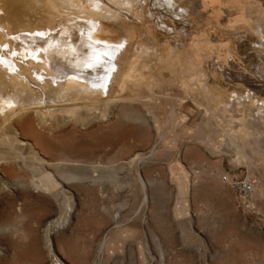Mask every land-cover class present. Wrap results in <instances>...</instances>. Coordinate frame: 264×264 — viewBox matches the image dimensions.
Returning <instances> with one entry per match:
<instances>
[{"label": "rangeland", "instance_id": "rangeland-1", "mask_svg": "<svg viewBox=\"0 0 264 264\" xmlns=\"http://www.w3.org/2000/svg\"><path fill=\"white\" fill-rule=\"evenodd\" d=\"M98 17L113 36L132 34L129 75L114 95L137 122L111 113L101 125L41 126L32 110L17 121L56 142L57 155L68 143L81 151L84 140L95 164L75 171L81 179L64 182L59 196L25 186L0 197V264H264V0H138ZM28 34L17 33L21 49L13 42L10 59L49 44ZM45 107L67 114L51 99ZM40 150L55 173L53 149ZM225 174L256 177L249 204ZM67 202L70 222L54 230L51 250L46 225L66 216Z\"/></svg>", "mask_w": 264, "mask_h": 264}, {"label": "bare ground", "instance_id": "bare-ground-1", "mask_svg": "<svg viewBox=\"0 0 264 264\" xmlns=\"http://www.w3.org/2000/svg\"><path fill=\"white\" fill-rule=\"evenodd\" d=\"M90 2L94 7H88ZM177 2L178 0H165V5L175 7ZM86 4V6H82L76 0H0V49H2L0 56L3 57L6 63L13 65L12 69L7 70L5 67L0 66V145L2 146L0 150V170H4L6 167L15 168V170H11L12 172L6 170H4L5 173L0 172V197H12V193L18 194L19 192L16 193L17 189L25 186H32L37 193L55 192L58 195L56 190L62 187L64 182H74L76 179H81L75 171L80 170L82 166L88 163H93L89 160V158L92 159L90 149L84 151L86 149L83 148L86 145L84 140H82V143L80 140L79 143L77 142L79 138H75L77 139V146L81 144L83 150L79 148L81 151H78L74 147L68 150V143V147H65L66 150H60V154L57 155L56 151L58 152L59 148L56 147V142L49 143L51 141L34 129L25 130L19 127L17 121H25L27 118L25 113L28 111L36 112L41 126H54L55 123L56 127H60L61 119L65 120V124L68 121H73L74 123L79 122L83 126H87L92 122L101 125L110 121V116L113 117L110 115L111 113L119 119L124 117L129 121L134 120L137 122V117L134 119L133 115H130L132 112L129 114L127 111L125 112L126 109L124 110L118 105L122 97L120 99L118 94L114 95L116 85L124 84V81H126L125 76L129 75L130 69L128 67L131 64L129 52L132 46V34L127 32L122 36H113L112 32L106 30L98 15H104L105 13L120 15L124 9H133L138 4V0H89ZM177 8L181 11V17L184 16L188 19V7L178 5ZM57 26H60L61 29L58 30L57 34H51L50 43L45 47H39V52L38 49L34 51L31 48L24 47L22 50L25 57L23 63L19 61L21 59L9 58L8 53L12 50L13 42L17 41V33L18 36L22 37L23 32L30 34L45 29L51 32ZM89 26H92L90 33L88 32ZM124 30L123 28L122 31ZM81 31L85 33L83 37H79ZM61 32L64 35H60ZM75 34L77 40L82 41L81 43H77V40L74 39ZM89 35L91 41L97 42L90 52L85 47L89 42ZM100 44L106 47H100ZM5 45H7V49H3ZM14 45L16 51L21 49L17 42H14ZM115 45H122V47L115 51V69L111 72L109 81L101 72L96 58L104 56L105 63L103 66L111 68L112 65L106 63L107 53ZM85 52H88L87 57L84 56ZM33 56L42 59L43 64L35 63L32 59ZM86 59L96 67L92 70L85 67ZM55 62L57 65L54 68L48 67ZM70 64L74 65V68L69 67ZM50 68L52 70H49ZM51 71L55 75V77L52 76L56 82L55 84L50 79L44 80L42 84L35 79L36 75L44 76L43 72L49 73ZM65 75H75L77 78L64 79ZM102 83H107L106 91L100 86ZM49 99L59 108H66L67 114L65 117L61 116L65 114L59 115L54 110H45V105ZM50 107L52 106L50 105ZM103 140L102 146H105L104 144L108 141L105 142V138ZM76 142L75 144L70 143L71 146H75ZM98 142L102 144V142ZM50 148L53 149L51 150L54 151L53 153L56 154L54 156L58 160L57 163L52 164L53 168L56 169L55 173L50 171V168L48 169L50 159L45 158L40 153V149H43L50 154ZM93 167L97 168L99 166L94 165ZM100 167L104 170L106 168L114 170V167L101 165ZM17 169L18 171H16ZM139 180L142 182V190L144 191L146 186L141 174H139ZM55 194L52 195L55 196ZM18 209L21 211L22 208L18 207ZM67 210L65 217L51 220L46 225V244L51 250L54 230L65 228L70 222L72 205L68 202ZM20 211L17 212L18 217Z\"/></svg>", "mask_w": 264, "mask_h": 264}, {"label": "snow or ice", "instance_id": "snow-or-ice-1", "mask_svg": "<svg viewBox=\"0 0 264 264\" xmlns=\"http://www.w3.org/2000/svg\"><path fill=\"white\" fill-rule=\"evenodd\" d=\"M88 7L89 8H92V7H94V5L90 2L88 4ZM91 30H92V26H89L88 32L90 33ZM28 35H29V39L39 38L40 40H43L46 43H50V40H51V33L49 32L48 29H45L44 31H35V32H32V33H30ZM60 35H64V33L61 32ZM84 35H85V33L83 31H81L79 33V37H83ZM13 39H15V37H13ZM81 42L82 41L80 39L77 40V43H81ZM95 43H97V42L91 41V38H90V35H89V42L85 46L89 50V52L93 50ZM4 47L6 48L7 45H5ZM100 47H106V46L103 45V44H100ZM121 47H122V45H115L113 47V49L110 50L107 53V61H106V63L112 65L111 68H107V67H104L103 66L104 63H105V57L104 56H99V57L96 58L97 64L100 65L101 72L104 73V75L107 77V80H109V81H110V78H111L110 77V74L115 69V65H114L115 51L118 50ZM0 51H2V49H0ZM37 51L39 52V49ZM45 52H46V49H45ZM8 55L15 57L16 56V52L15 51H11V52L8 53ZM84 56L87 57L88 56V52H85L84 53ZM32 59H33V61L35 63L41 64V65L43 64V60L42 59H39L36 56H33ZM20 62L23 63V58L20 60ZM0 66L5 67L6 70L7 69H12V67H13V65L11 63H6V61L3 59L2 56H0ZM69 67L74 68V65L70 64ZM85 67H87L89 70H92V69H94L96 67V65H94L92 62H90V61H88L86 59L85 60ZM76 78L77 77L75 75L74 76H67V75H65V77H64V79H76ZM35 79L37 81H40L41 84L44 82V78H43L42 75H36L35 76ZM52 83L55 84L56 82L55 81H52ZM100 86L103 87L104 90L106 91L107 83H102Z\"/></svg>", "mask_w": 264, "mask_h": 264}, {"label": "built area", "instance_id": "built-area-1", "mask_svg": "<svg viewBox=\"0 0 264 264\" xmlns=\"http://www.w3.org/2000/svg\"><path fill=\"white\" fill-rule=\"evenodd\" d=\"M223 179L233 186L243 204H249L252 201L257 186L255 176L248 174L231 176V174H225Z\"/></svg>", "mask_w": 264, "mask_h": 264}]
</instances>
